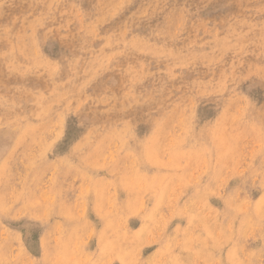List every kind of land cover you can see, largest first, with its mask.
<instances>
[{"label":"rangeland","instance_id":"1","mask_svg":"<svg viewBox=\"0 0 264 264\" xmlns=\"http://www.w3.org/2000/svg\"><path fill=\"white\" fill-rule=\"evenodd\" d=\"M0 264H264V0H0Z\"/></svg>","mask_w":264,"mask_h":264}]
</instances>
